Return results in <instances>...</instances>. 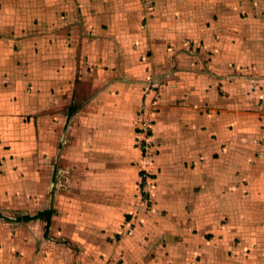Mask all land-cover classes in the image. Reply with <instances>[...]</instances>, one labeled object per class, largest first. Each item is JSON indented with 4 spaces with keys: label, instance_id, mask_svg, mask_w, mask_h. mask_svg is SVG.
Here are the masks:
<instances>
[{
    "label": "crops",
    "instance_id": "1",
    "mask_svg": "<svg viewBox=\"0 0 264 264\" xmlns=\"http://www.w3.org/2000/svg\"><path fill=\"white\" fill-rule=\"evenodd\" d=\"M246 213L264 3L0 0V264H264Z\"/></svg>",
    "mask_w": 264,
    "mask_h": 264
},
{
    "label": "rangeland",
    "instance_id": "2",
    "mask_svg": "<svg viewBox=\"0 0 264 264\" xmlns=\"http://www.w3.org/2000/svg\"><path fill=\"white\" fill-rule=\"evenodd\" d=\"M253 3H256V4H262L264 3V0H253ZM239 73H241V75L243 74V71H239ZM253 74L257 75V73H259L257 70H253L252 71ZM228 215H231V214H228ZM163 216L166 218L168 217V215H165L163 214ZM223 216V223H226L228 221V218L229 216H227L226 214L222 215ZM259 216V217H258ZM258 217V219H254ZM246 220V222H245ZM257 221H264V215L263 214H252V213H246L244 215V218L238 216V219L235 220V222H238L237 224H235V226H241L242 223H245V224H249L251 222H257ZM249 238V234L247 235H244V234H238L236 236H234L233 238H231V240H229V242L226 244V246L224 247V254H225V257L228 259L229 258V255L232 256L233 254H237L238 253H244L246 255H248L249 253H251L254 249V247H251V246H246L244 248H241L239 245V243H241L243 240ZM239 246V249L240 250H235V248H237Z\"/></svg>",
    "mask_w": 264,
    "mask_h": 264
},
{
    "label": "built area",
    "instance_id": "3",
    "mask_svg": "<svg viewBox=\"0 0 264 264\" xmlns=\"http://www.w3.org/2000/svg\"><path fill=\"white\" fill-rule=\"evenodd\" d=\"M150 126H151V124L149 122H145V128H144V130L148 131V129L150 128ZM145 147H146L145 150L148 151L149 150V146L145 145Z\"/></svg>",
    "mask_w": 264,
    "mask_h": 264
},
{
    "label": "trees",
    "instance_id": "4",
    "mask_svg": "<svg viewBox=\"0 0 264 264\" xmlns=\"http://www.w3.org/2000/svg\"><path fill=\"white\" fill-rule=\"evenodd\" d=\"M26 218H28V217H26Z\"/></svg>",
    "mask_w": 264,
    "mask_h": 264
}]
</instances>
